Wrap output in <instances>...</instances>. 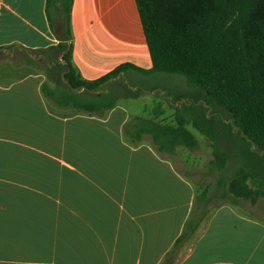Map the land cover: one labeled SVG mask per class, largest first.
Instances as JSON below:
<instances>
[{"label":"crops","instance_id":"crops-1","mask_svg":"<svg viewBox=\"0 0 264 264\" xmlns=\"http://www.w3.org/2000/svg\"><path fill=\"white\" fill-rule=\"evenodd\" d=\"M70 29L72 64L83 79L121 64L152 67L135 0H73ZM58 42L46 0H0L6 53ZM42 83L39 71L0 80V264H161L196 189L178 168L177 152H159L148 134L135 140L125 127L136 117L174 125L169 106L157 104L153 115L148 91L102 114L60 111ZM236 205L207 212L172 264H248V253L264 264V223ZM255 234L262 242L251 248Z\"/></svg>","mask_w":264,"mask_h":264},{"label":"trees","instance_id":"trees-1","mask_svg":"<svg viewBox=\"0 0 264 264\" xmlns=\"http://www.w3.org/2000/svg\"><path fill=\"white\" fill-rule=\"evenodd\" d=\"M73 0H46V14L59 40L46 50L14 48L0 57L26 65L43 64L54 86L42 83L50 105L76 112L102 114L120 98L138 97L139 88L112 83L134 69L140 74L177 73L199 91L175 106L174 125L136 117L125 132L139 140L148 134L159 152L176 153L178 146L198 145L188 125L211 140V163L222 170L227 150L240 165L218 182L217 192L228 201L264 197V0H135L152 60L149 70L121 64L107 74L83 79L72 64L70 19ZM34 55V56H33ZM6 83L17 78L6 77ZM119 79L124 80L123 77ZM131 86H133L131 84ZM257 147V149L252 148ZM208 188L196 196L182 233L161 264H172L183 241L207 214Z\"/></svg>","mask_w":264,"mask_h":264},{"label":"rangeland","instance_id":"rangeland-1","mask_svg":"<svg viewBox=\"0 0 264 264\" xmlns=\"http://www.w3.org/2000/svg\"><path fill=\"white\" fill-rule=\"evenodd\" d=\"M7 54V53H6ZM34 56V55H33ZM39 71L44 74V82L49 86H54V82L47 77V72L43 64L26 65L22 61L9 60L5 57H0V80L6 82V77L17 78L25 73ZM125 80L128 85L137 87L142 90V94L148 91H154L149 102L153 103V115L158 111L157 104H166L169 106L170 118L174 120L175 106L180 105L182 102H188L190 93H197L199 90L188 86L186 78L177 73H165L158 72L151 75L136 74L135 77L125 76ZM125 80L117 79V82L111 84V86L117 87L119 90L124 91ZM136 85V86H134ZM163 92V93H162ZM145 103L144 101L139 102ZM138 106H141V105ZM150 104V103H149ZM60 111H63L62 109ZM168 115V114H167ZM166 116V115H165ZM166 118V117H164ZM189 130L196 136L198 145L194 149H188L183 146L177 147V154L175 156L176 164L178 168L192 181L195 189L196 196L204 189L208 188L207 201L204 205V209L208 210V213L212 211L217 205L222 202H227L222 195L218 194V182L223 177L230 176L235 169L240 165V161L231 151L227 150V145H224L223 149L228 153L227 162L222 170H219L214 164L211 163L213 159L211 140L198 132L194 127L188 125ZM230 201V200H229ZM236 203L238 209L244 211L250 217L260 219L264 223V197H259L255 203H251L248 199H237L233 201ZM256 232V231H255ZM257 233V232H256ZM259 239L258 235H253V238L248 239V243L251 244V248H255V243ZM258 240L257 243H261ZM189 244V243H187ZM251 249L249 248V251ZM261 253V247L258 248L254 254ZM244 257L241 254L237 255V261H242ZM254 257H250L248 253V264H253Z\"/></svg>","mask_w":264,"mask_h":264},{"label":"water","instance_id":"water-1","mask_svg":"<svg viewBox=\"0 0 264 264\" xmlns=\"http://www.w3.org/2000/svg\"><path fill=\"white\" fill-rule=\"evenodd\" d=\"M121 77H123L124 78V80H125V77H124V74L123 73H121V75H120ZM120 76H118L117 78H119ZM125 82L127 83V81L125 80ZM128 84V83H127ZM129 86V85H128ZM130 88H132V89H136L137 87H131V86H129ZM152 92V91H151ZM252 148H255V149H257L258 150V148L257 147H254V146H252ZM260 154H263L264 155V152L263 151H260L259 152Z\"/></svg>","mask_w":264,"mask_h":264}]
</instances>
